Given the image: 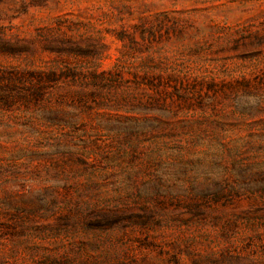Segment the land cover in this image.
Instances as JSON below:
<instances>
[{"label": "rangeland", "instance_id": "1", "mask_svg": "<svg viewBox=\"0 0 264 264\" xmlns=\"http://www.w3.org/2000/svg\"><path fill=\"white\" fill-rule=\"evenodd\" d=\"M0 264H264V0H0Z\"/></svg>", "mask_w": 264, "mask_h": 264}, {"label": "trees", "instance_id": "2", "mask_svg": "<svg viewBox=\"0 0 264 264\" xmlns=\"http://www.w3.org/2000/svg\"><path fill=\"white\" fill-rule=\"evenodd\" d=\"M69 76H71L70 72H66L62 70L60 71V73L57 71H51L45 75L42 73H40L39 75H32L28 79L27 83L26 82L24 83V81H21V79L19 80L26 85L29 84L27 85L29 86L27 90L31 91V94L34 95V93H36L39 90L41 85H44L45 83L53 80H58L60 77H69ZM7 80L11 82L14 81L15 79L13 77H9L7 78Z\"/></svg>", "mask_w": 264, "mask_h": 264}]
</instances>
